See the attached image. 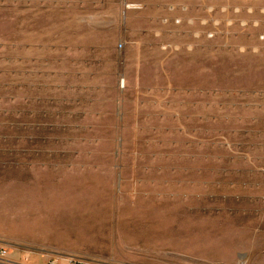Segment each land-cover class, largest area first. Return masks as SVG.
Masks as SVG:
<instances>
[{"label": "rangeland", "instance_id": "obj_1", "mask_svg": "<svg viewBox=\"0 0 264 264\" xmlns=\"http://www.w3.org/2000/svg\"><path fill=\"white\" fill-rule=\"evenodd\" d=\"M0 241L264 264V0H0Z\"/></svg>", "mask_w": 264, "mask_h": 264}, {"label": "built area", "instance_id": "obj_2", "mask_svg": "<svg viewBox=\"0 0 264 264\" xmlns=\"http://www.w3.org/2000/svg\"><path fill=\"white\" fill-rule=\"evenodd\" d=\"M32 252L28 251H15L11 246L0 241V264H29L25 262V259L22 258V254ZM63 259L67 264H108V263H97V262H88L84 260L77 259L75 257H68ZM62 258L57 260H50L48 264H60Z\"/></svg>", "mask_w": 264, "mask_h": 264}, {"label": "crops", "instance_id": "obj_3", "mask_svg": "<svg viewBox=\"0 0 264 264\" xmlns=\"http://www.w3.org/2000/svg\"><path fill=\"white\" fill-rule=\"evenodd\" d=\"M21 256L23 259H25L30 264H39L40 263V260L33 257L32 254L24 253Z\"/></svg>", "mask_w": 264, "mask_h": 264}]
</instances>
